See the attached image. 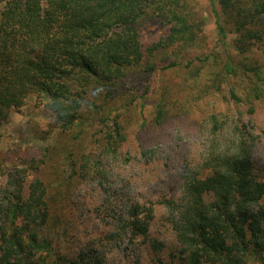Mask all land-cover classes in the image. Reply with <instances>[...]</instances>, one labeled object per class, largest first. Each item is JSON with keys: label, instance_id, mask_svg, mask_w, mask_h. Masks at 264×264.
<instances>
[{"label": "trees", "instance_id": "obj_1", "mask_svg": "<svg viewBox=\"0 0 264 264\" xmlns=\"http://www.w3.org/2000/svg\"><path fill=\"white\" fill-rule=\"evenodd\" d=\"M192 2L0 0V143L30 99L52 117L0 148V264H103L74 255L82 189L105 190L134 129L185 119L206 147L180 196L163 197L175 245L159 264L264 260L252 120L264 109V0H211L220 40L234 35L226 55ZM140 207L124 222L133 235L148 232Z\"/></svg>", "mask_w": 264, "mask_h": 264}, {"label": "rangeland", "instance_id": "obj_2", "mask_svg": "<svg viewBox=\"0 0 264 264\" xmlns=\"http://www.w3.org/2000/svg\"><path fill=\"white\" fill-rule=\"evenodd\" d=\"M192 7L199 9L206 18L205 32L210 44L216 45L223 55L232 52L234 35L229 33L224 42L220 40L211 0H193ZM145 110L148 116L150 106ZM30 118L39 120L42 126L52 120L30 99L4 127L2 150L15 146L18 129ZM252 120L253 132L259 138L254 155L257 163L264 166V109ZM137 130L131 132L123 151L125 159L111 165L105 190L92 184L82 189L78 199L81 224L75 237L74 255L89 252L103 264H159V258H167L168 251L174 247L175 234L170 221L173 212L162 200L164 196L174 199L180 196L185 176L202 159L206 135L187 119L169 122L147 132ZM4 184L5 177L0 175V186ZM137 202L141 205L140 216L151 208L147 235H133L129 226L124 225L129 208ZM254 264H264V260Z\"/></svg>", "mask_w": 264, "mask_h": 264}]
</instances>
